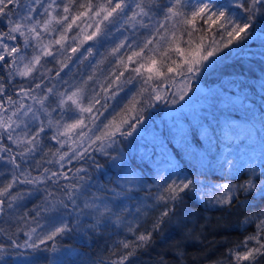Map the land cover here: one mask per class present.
<instances>
[{"label":"trees","instance_id":"obj_1","mask_svg":"<svg viewBox=\"0 0 264 264\" xmlns=\"http://www.w3.org/2000/svg\"><path fill=\"white\" fill-rule=\"evenodd\" d=\"M31 1L0 0V109L24 102L34 113L26 142L0 131V153L12 160L0 168V200L4 213L9 195L38 190L60 205L32 240L2 214L0 264H264V143L246 150L250 161L224 129L244 117L235 97L264 127V0H212L244 13L235 26L212 24L180 0H39L41 19L52 8L53 39L64 48L52 49L49 73L20 78L11 73L19 14ZM114 7H125L123 21L72 67L70 25ZM188 70L201 72L208 93L191 96L190 86L182 99L175 86ZM63 92L78 97L75 106L61 103ZM72 127L87 135L76 152L75 139L61 146ZM159 155L186 181L164 174Z\"/></svg>","mask_w":264,"mask_h":264},{"label":"rangeland","instance_id":"obj_2","mask_svg":"<svg viewBox=\"0 0 264 264\" xmlns=\"http://www.w3.org/2000/svg\"><path fill=\"white\" fill-rule=\"evenodd\" d=\"M111 1L115 4H118L122 0ZM38 2L39 0H32L30 2L31 6L26 5V7L23 8L19 14V25L21 24L22 30V44L20 46L21 48L19 52L16 55V61L14 62L13 66L14 68L12 71L10 70L12 75H15L16 77L30 78L49 73L54 69L50 65V57H52L55 52L52 49H55L56 46H59V48H64L61 46V38L57 40L53 39L54 15L52 8H50V11L48 12V17L41 19L42 16L40 12L42 14L46 13V7L35 8ZM180 3L182 5L180 7H185L189 13L191 11L192 14L206 15L212 24H214V22H218L219 24H232L233 22V26H235L240 22L241 17H245L242 11L229 10L228 6L216 5L212 0H180ZM48 4L54 5V0ZM124 9L125 7H123L121 11L119 8L114 7L113 9L109 10V12L105 11V13L102 15L99 13V11H96L92 16L94 17L93 21L92 19L89 20L85 17L82 22L81 20H78L70 25V30L67 31L66 35L67 42H70L71 44L67 50L68 52H66L67 55H72V60H70L72 67L76 65V63L73 61V57L76 53V58L78 61H80L84 55L88 54L90 48L93 46V41L96 43L99 40L101 33L105 32L107 27H112L117 22L123 21ZM229 11L233 12H231L228 16ZM256 13L257 11L254 12V17L257 16L255 15ZM92 22H94V28H92ZM42 38L43 40L40 41ZM50 41L53 42L52 45L50 44ZM6 45L7 44H5V46ZM4 48V46L0 47L1 52L5 50ZM76 49H78L77 52H75ZM60 50L62 51L64 49ZM6 62V60L3 62V64H6L5 67H3L4 72L8 70ZM212 62L213 61L209 60L208 65H211ZM140 69L143 70V67ZM200 73V71H197L196 73L191 74V71L188 70V73L184 74V77L181 79L180 83L176 84L175 87L177 88L175 90L181 94L184 93V95H182V99H185V95L188 91H190V86L192 87L190 92L191 96L199 97V94L203 95L209 92L208 88H206L204 84L203 89H199L197 87V83L202 82V80L199 79ZM166 77L167 76L161 77V83L167 80ZM167 91H169L168 88L164 90V93ZM67 94L68 95L66 96L64 92L62 93L61 103H63V101L64 103L70 101L71 104L75 106L78 97H76V95L73 93ZM11 100H13V98ZM13 103L14 102H11L8 107L6 106L8 108L7 111L0 114V131H2L4 135H8L7 132L11 130L12 143L19 144L30 139L28 138V133L32 130L30 127L33 125L30 122L32 121L30 118L34 113L31 110H26L29 108L27 103L23 102L20 107H18L19 105L16 102L14 104ZM12 104L17 107L13 106V108ZM183 105L185 104L183 103ZM232 105L237 107L242 112L244 117L238 115H234L233 117L228 116L230 120L226 121L228 125L224 129L227 133V138L230 140L229 143L235 145V149L243 152L244 158L249 159L250 161H256L257 159L254 154L252 153L249 155L246 153V150L254 148L258 149L260 147L258 144L264 143V127L260 126V122L258 123L255 120L254 124L251 122L253 120L249 119L250 117H254L256 119L257 115V113L253 112L250 102L242 101V97H235L233 99ZM165 109L171 111L173 110L170 107H155L156 112H161V114H163ZM0 111L3 110L0 109ZM174 114L175 112L173 110V113L165 115V117H170ZM245 116H248L249 118H246ZM169 121L171 122V120ZM72 132L74 135L70 136L66 141H61V146H65L67 143L71 144L75 139L74 149L76 152L77 147H84L87 135L82 136V134H78L76 127H72ZM226 142L227 139L225 140V143ZM5 152L0 153V168H11L12 160L10 157L5 155ZM66 157H68L66 153H60L58 162L61 164L62 160ZM158 160L162 162L164 174H170V177L172 179H176L178 184L186 181L185 176L180 174L175 169L173 162L169 159V156L166 157L164 155H159ZM4 194L5 191L0 189V197ZM7 201L8 204L6 206L5 212L0 214V217L3 214V223L8 226L15 225L17 227H21L22 229L27 228L26 232L27 236L30 237V240H32V235L34 233L33 230L38 226L37 223H41L46 216L56 213L60 205L58 200L48 198L44 192L38 190L24 191L14 196L9 195ZM28 245L30 244L28 243ZM24 258L30 259L32 257L25 254Z\"/></svg>","mask_w":264,"mask_h":264},{"label":"water","instance_id":"obj_3","mask_svg":"<svg viewBox=\"0 0 264 264\" xmlns=\"http://www.w3.org/2000/svg\"><path fill=\"white\" fill-rule=\"evenodd\" d=\"M262 35L264 36V34H262ZM197 87H198L199 89H203L204 85H203L202 82H198V83H197ZM171 113H173V110L171 111V110L165 109V110L163 111V115H169V114H171Z\"/></svg>","mask_w":264,"mask_h":264},{"label":"flooded vegetation","instance_id":"obj_4","mask_svg":"<svg viewBox=\"0 0 264 264\" xmlns=\"http://www.w3.org/2000/svg\"><path fill=\"white\" fill-rule=\"evenodd\" d=\"M4 112H5V110L0 111V114L4 113ZM0 141H2V139H0ZM2 205H3V200L2 201L0 200V214L2 213Z\"/></svg>","mask_w":264,"mask_h":264}]
</instances>
